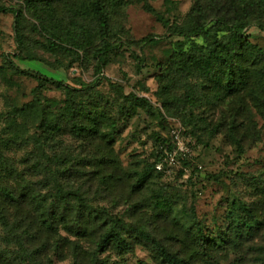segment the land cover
I'll list each match as a JSON object with an SVG mask.
<instances>
[{
  "label": "trees",
  "instance_id": "trees-1",
  "mask_svg": "<svg viewBox=\"0 0 264 264\" xmlns=\"http://www.w3.org/2000/svg\"><path fill=\"white\" fill-rule=\"evenodd\" d=\"M141 3L143 9L167 27L170 35L203 39L202 43L192 42L187 50L174 51L166 63L160 64L158 82L167 91L162 102L166 112L180 118L197 144H201V138L207 132L219 131L223 121L209 127L205 112L198 114L195 110L228 105L229 111L223 119L229 117L226 124L229 135L242 149L237 134L238 125H241L239 113L247 114L249 122L254 117L252 107L264 115V49L251 41L246 30L260 24L264 0H194L184 19H181L177 0H163L161 8L153 7L148 0L0 3V13L14 15L18 43L13 59L6 56L5 65L0 66V76L10 83L14 73L30 75L13 60L36 59V49L50 54L57 67L83 68L88 59L94 60V75H100L115 61L123 44L140 45L152 41L150 37L137 41L128 38L124 28L128 6ZM73 79L83 84L80 77ZM37 80L31 100L21 105L7 101L6 109L0 111L5 131L13 135V138L0 136V224L4 231L0 235V264H38L22 237L26 219L31 221V232L37 226L45 233L46 242L59 236L61 228L79 239L93 241V235H97L100 228L91 257L108 248L130 252L137 241L152 252L158 264H220L217 254L229 242L237 245L261 228L262 222L251 206L236 208L233 202L226 214V230L207 233L205 225L186 217L174 206V201L162 193L160 186L153 188L157 179L164 177L155 165L170 150L169 136L158 137L156 152L149 160L122 168L113 147L117 132L122 120L138 110L149 115L154 112L145 97L133 92L126 94L120 84L112 81L108 83L116 98L93 84L88 88H74L42 76ZM57 93L61 94L60 98H53ZM65 130L93 150L95 148L92 158L98 166L102 164L96 173L103 182L125 181L130 195L149 194L153 215L157 219H169L175 227L179 225V237L173 236V239H179L181 249H174L165 240L169 237L153 234L142 217L130 223L109 217L85 203L82 196L74 204L63 195L58 203H49L29 182L26 184L24 178L17 180V169L5 155L7 146L18 140H31L42 153H45V146L53 148L55 153L62 147L59 136ZM183 174L180 170L176 176ZM11 179L16 180L15 185ZM8 207L18 211L15 220L10 219ZM91 221L94 227L98 226L94 231L89 228ZM255 264H264V254L258 253Z\"/></svg>",
  "mask_w": 264,
  "mask_h": 264
},
{
  "label": "rangeland",
  "instance_id": "rangeland-1",
  "mask_svg": "<svg viewBox=\"0 0 264 264\" xmlns=\"http://www.w3.org/2000/svg\"><path fill=\"white\" fill-rule=\"evenodd\" d=\"M177 1L181 19H184L194 0ZM14 2L16 0H0L5 5ZM148 2L155 8L163 5V0ZM126 16L124 28L128 38L137 41L150 37L152 41L140 45L123 44L115 61L97 76L94 75V60L88 59L83 68L57 67L50 54L36 49V59L13 60L17 67L30 75L14 73L10 83L0 76V111L6 109L7 101L12 100L21 105L31 100L32 89L38 85V76L54 79L74 88H88L93 84L115 98L108 81L116 82L126 94L133 92L148 99L154 112L149 115L138 110L133 116L122 120L113 145L115 153L123 169L131 168L144 159L149 160L156 152L159 136L170 137L174 126H184L180 118L168 114L162 106L167 91L158 82L160 64L166 63L174 51L187 50L192 42L202 43L203 39L170 35L167 27L143 9L142 3L128 6ZM14 24L13 13H0V66L5 65L6 56L13 59V55L18 52ZM246 30L251 41L264 49V14L258 26L253 25ZM75 77H80L83 84H78L73 79ZM48 96L51 97L50 94ZM60 96L57 93L53 98ZM228 111V105L195 110L198 114L205 112L209 127L222 121L223 125L219 131L211 134L207 132L201 138V144H197L193 138L194 155L192 162L188 164L190 169L187 179L184 176L169 178L163 175L162 179H157L153 188L160 186L162 193L174 201L178 210H182L188 218L201 221L210 234L226 230V214L232 209L233 202H236V208L251 206L262 222L261 228L256 229L251 238L237 245L229 242L227 247L218 252L217 260L220 264H255L258 253L264 254V115L252 107L254 117L249 122L247 114L239 113L241 125H238L237 134L242 145V149H239L226 127L229 117L223 119ZM186 130L188 132L187 128ZM0 136L13 138L9 130L5 131L2 120ZM59 137L62 138V147L55 153L53 148L47 146L45 153H42L31 140H18L7 146L5 155L17 169V180L24 178L26 184L29 182L49 203H58L63 195L74 204L82 196L85 203L109 217H117L127 223L142 217L153 234L169 237L165 240L174 249L182 248L179 239H173V236L179 237V225L175 227L169 219H157L153 215L148 193L144 196L130 195L125 181H110L112 185L103 182L96 173L102 164L98 166L92 158L95 148L93 150L85 145L70 135L68 130ZM55 155L59 158H54ZM40 161L42 163L39 166ZM10 181L13 185L16 184V180ZM8 210L10 219L15 220V216L19 215L16 208L8 207ZM29 222L31 221L26 219V230L22 231V237L29 251L35 254L38 264H158L152 252L137 241L130 252L108 248L106 251H97L91 257L90 252L95 250L100 228L97 235H93V241L79 239L61 228L59 236L55 235V239L51 238L46 242L45 233L40 232L35 225L31 232ZM97 227V224L94 227L92 221L89 224L93 231ZM1 234L4 231L0 224ZM10 248L14 249V245Z\"/></svg>",
  "mask_w": 264,
  "mask_h": 264
},
{
  "label": "built area",
  "instance_id": "built-area-1",
  "mask_svg": "<svg viewBox=\"0 0 264 264\" xmlns=\"http://www.w3.org/2000/svg\"><path fill=\"white\" fill-rule=\"evenodd\" d=\"M170 150L157 162L155 168L164 176L173 178L180 170L187 179L189 165L194 155V140L182 125L174 126L170 131Z\"/></svg>",
  "mask_w": 264,
  "mask_h": 264
}]
</instances>
